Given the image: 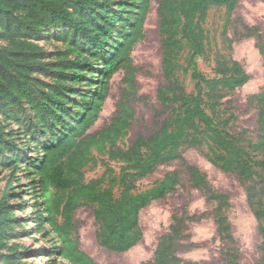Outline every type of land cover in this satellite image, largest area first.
Returning <instances> with one entry per match:
<instances>
[{
    "label": "trees",
    "instance_id": "trees-1",
    "mask_svg": "<svg viewBox=\"0 0 264 264\" xmlns=\"http://www.w3.org/2000/svg\"><path fill=\"white\" fill-rule=\"evenodd\" d=\"M137 0H133L135 4ZM237 0H159L157 14L162 35V67L166 84L158 89V101L164 116L157 130L149 136L139 135L128 147L116 144L123 131L132 124L134 109L130 98L137 96L136 72L131 53L138 41L145 38L144 24L151 0H139L137 11L126 13L119 27L122 39L109 51L100 70L98 89L90 101L80 105L75 114L76 126L66 129L60 137L43 149L37 159L42 181L46 222L61 238L60 255L72 264H100L80 248L78 227L74 212L85 204L94 205L98 242L105 248L124 252L142 238L140 211L152 200L166 196L175 189L179 172L170 171L149 190L139 192L138 181L154 172L158 166L180 159L193 185L204 191L207 198L218 202L215 219L218 231L231 237V224L226 215L228 196L215 191L207 174L197 165L187 162L182 150L186 147L207 145V159L227 172L236 173L247 183V200L264 237V89L251 99L258 110L257 141L243 145L238 136L226 129L219 112L228 92L245 85L250 74L242 63L217 54L214 77L201 71L198 58L206 54L208 34L204 22L213 6L232 10ZM122 2L120 5H123ZM110 0H0V38L9 46L0 48V107L7 102H26L36 111V125L55 128L67 110L61 82L67 77L81 79L78 70L91 66L82 59L107 49L113 33L114 18ZM117 14H115V17ZM129 22V25H128ZM58 40L67 44L64 52L55 55L59 61H48L47 52L34 42L46 29H59ZM243 37H256L257 47L264 59V40L261 28L245 26ZM188 49L187 66L194 90L189 92L178 77L180 57ZM71 55H75L69 59ZM70 70V73L68 71ZM124 71L126 87L109 124L96 132L90 127L99 117L105 102L111 78ZM41 76L52 78L46 82ZM59 113V114H58ZM0 122V138L3 133ZM108 145H110L108 147ZM108 148L109 158L121 162L118 177H110L121 186L119 196L113 187H103L106 178L87 181L84 166L92 158L93 148ZM7 147L0 142V151ZM260 183L257 188L256 184ZM11 180L0 201V238L5 234L4 224L11 215L7 211ZM170 231L162 235L154 258L143 264H196L184 261L179 255L178 237L182 233L181 219L176 218ZM264 264V240L261 245ZM2 254L0 253V258ZM1 264V259H0Z\"/></svg>",
    "mask_w": 264,
    "mask_h": 264
},
{
    "label": "rangeland",
    "instance_id": "rangeland-1",
    "mask_svg": "<svg viewBox=\"0 0 264 264\" xmlns=\"http://www.w3.org/2000/svg\"><path fill=\"white\" fill-rule=\"evenodd\" d=\"M123 5H120L121 3ZM159 0H151L144 24L145 38L138 41L131 53L133 64L137 67V96L130 98L134 109L131 126L122 132L116 141L121 147L130 146L139 135L149 136L158 129L164 116L158 101V89L166 84L162 67V35L157 14ZM139 0H110L113 13V33L109 37L107 49L100 55L91 57L83 53L82 59L91 66L78 70L84 75L81 79H67L61 82L64 104L58 109L67 110L63 120L55 128L45 129L36 125V111L26 102H7L0 107V122L3 133L0 142L7 148L0 151V201L11 180L7 211L11 217L4 224L5 234L0 238L1 264H72L60 255L61 238L46 222L44 190L38 173L37 159L42 157L43 149L57 140L66 129L76 126L75 114L80 105L90 101L98 89L100 70L106 60L105 51L118 43L122 37L119 27L126 20V13L137 11ZM115 14L117 16L115 17ZM129 25V22H128ZM261 28L264 40V0H237L235 7L213 6L208 12L204 27L208 34L206 54L198 58V64L208 77H214L215 58L221 54L242 63L250 74V80L243 86L228 92L223 99L219 116L227 122L226 129L238 136L243 145L257 141L258 110L251 99L254 93L264 89V59L257 47L256 37H243L245 26ZM59 29H46L34 42L47 52L48 61H59L55 54L64 52L67 44L58 40ZM9 43L0 38V48ZM188 49L180 57L181 68L178 77L189 92L194 90L187 66ZM75 55H71L72 59ZM70 73V70L68 71ZM46 82L52 78L41 76ZM124 71L117 72L110 80L108 96L101 106L98 119L88 130L96 132L110 123L117 104L126 87L123 82ZM59 114V113H58ZM110 145H108L109 147ZM209 147H186L182 150L185 160L197 165L208 177L212 188L228 196L225 212L231 224V237L218 231L215 219L217 201L209 200L203 190L193 185L182 160L177 159L157 167V169L138 181V191L154 187L170 171L179 172L174 190L166 196L152 200L139 214L143 238L131 249L116 252L102 246L97 239V225L94 219V205L85 204L74 212L78 227L80 248L100 264H143L154 258L162 235L170 231L171 225L181 219L182 233L178 237V255L184 261L196 264H262L261 245L264 237L259 229V221L247 200V186L236 173L227 172L207 159ZM92 160L83 168L86 180L105 177L103 187H113L119 196L121 186L110 177H118L121 162L111 160L108 148H93ZM260 187L258 181L252 182ZM0 228V232H1Z\"/></svg>",
    "mask_w": 264,
    "mask_h": 264
}]
</instances>
